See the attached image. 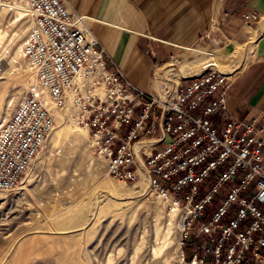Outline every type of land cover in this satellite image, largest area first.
Masks as SVG:
<instances>
[{
  "label": "built area",
  "instance_id": "1",
  "mask_svg": "<svg viewBox=\"0 0 264 264\" xmlns=\"http://www.w3.org/2000/svg\"><path fill=\"white\" fill-rule=\"evenodd\" d=\"M17 1L31 11L23 55L35 86L0 130V191L17 187L55 126L47 96L87 130L110 175L127 183L144 172L179 228L182 262L264 264V111L250 120L231 111V80L213 71L185 78L168 99L144 92L108 68L88 17L66 0L0 8Z\"/></svg>",
  "mask_w": 264,
  "mask_h": 264
},
{
  "label": "rangeland",
  "instance_id": "2",
  "mask_svg": "<svg viewBox=\"0 0 264 264\" xmlns=\"http://www.w3.org/2000/svg\"><path fill=\"white\" fill-rule=\"evenodd\" d=\"M21 7V12L0 8V130L34 85L23 55L30 10ZM189 48L176 50L167 60L168 75L160 71L166 99L184 80L177 83L175 74L198 76L210 60L218 71L204 72L226 74L246 66L240 64L242 52L221 61L222 67L219 59H211L206 52L222 51L223 43ZM185 62L193 64L181 72L178 66ZM63 109L55 108V126L17 187L0 191V264H185L179 228L165 203L146 180L125 183L110 175L87 131L68 120ZM167 227L169 241L164 238ZM191 241L192 234L183 247L187 259Z\"/></svg>",
  "mask_w": 264,
  "mask_h": 264
},
{
  "label": "crops",
  "instance_id": "3",
  "mask_svg": "<svg viewBox=\"0 0 264 264\" xmlns=\"http://www.w3.org/2000/svg\"><path fill=\"white\" fill-rule=\"evenodd\" d=\"M66 1L74 12L88 17L87 26L107 53L108 68L140 90L164 89L167 83L160 71L169 74L167 60L176 50L223 43L222 51L206 53L222 67L221 61L242 52L240 64H246L239 73L230 69L225 74L232 78L238 73L227 91L229 109L248 120L264 111V0ZM245 12H256L259 20L243 21ZM192 64L178 67L182 72ZM211 67L217 68L214 60L202 64L200 71ZM180 76H173L177 83L188 77Z\"/></svg>",
  "mask_w": 264,
  "mask_h": 264
},
{
  "label": "bare ground",
  "instance_id": "4",
  "mask_svg": "<svg viewBox=\"0 0 264 264\" xmlns=\"http://www.w3.org/2000/svg\"><path fill=\"white\" fill-rule=\"evenodd\" d=\"M4 5H6V8H11V9H14V7H16V8H19V10H20V12L23 10L22 9V5H26L24 2H22V1H17V2H13V3H5ZM4 5L1 7V8H3L4 7ZM27 6V5H26ZM21 7V8H20ZM28 7V6H27ZM18 10V11H19ZM30 10V9H29ZM29 15H31V11H30V13H29ZM208 55H211V53H207ZM212 59V58H211ZM29 66V65H28ZM208 69H214V70H216V71H218L216 68H214V67H211V68H208ZM205 71V70H204ZM203 71V72H204ZM200 73H202L200 70L199 71H197L196 72V75H198V74H200ZM221 73V72H220ZM225 75V74H224ZM226 76H228V75H226ZM188 77H193V76H188ZM188 77H186V78H188ZM185 79V78H184ZM34 86H35V79H34V85L32 86V88H34ZM165 93H166V89L164 88L161 92H159V96H160V98L162 99V98H164V96H165ZM163 100V99H162ZM44 103H45V106L47 107V108H49V109H53V111L55 110V105H54V103L47 97V96H44ZM48 103L49 104H51V105H53V108H50V105H49V107L47 106L48 105ZM63 111L65 112H67V107H65V109H63ZM55 113V112H54ZM54 117H55V114H54ZM76 124V123H75ZM77 126H79V127H81V128H83V129H85L84 127H82V126H80V125H78V124H76ZM86 130V129H85ZM87 131V130H86ZM142 178V180L143 181H145L146 180V182H148L147 181V177L145 176V174H144V172H140L139 173V177H138V179H141ZM164 238H165V240L166 241H169L170 240V229L167 227V229L164 231ZM180 255H181V249H180ZM192 264H196L195 262H192Z\"/></svg>",
  "mask_w": 264,
  "mask_h": 264
}]
</instances>
